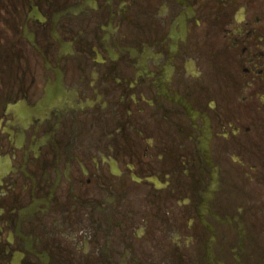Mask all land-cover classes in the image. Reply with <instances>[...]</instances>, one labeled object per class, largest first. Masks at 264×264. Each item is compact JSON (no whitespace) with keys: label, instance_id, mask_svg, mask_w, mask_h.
<instances>
[{"label":"flooded vegetation","instance_id":"flooded-vegetation-1","mask_svg":"<svg viewBox=\"0 0 264 264\" xmlns=\"http://www.w3.org/2000/svg\"><path fill=\"white\" fill-rule=\"evenodd\" d=\"M9 1L0 264H264V0Z\"/></svg>","mask_w":264,"mask_h":264},{"label":"rangeland","instance_id":"rangeland-1","mask_svg":"<svg viewBox=\"0 0 264 264\" xmlns=\"http://www.w3.org/2000/svg\"><path fill=\"white\" fill-rule=\"evenodd\" d=\"M9 0H0V48H5L7 45L6 41H10L11 35L7 36L5 27L9 25V17H7V9L9 7ZM7 5V6H6ZM8 20V21H7Z\"/></svg>","mask_w":264,"mask_h":264}]
</instances>
